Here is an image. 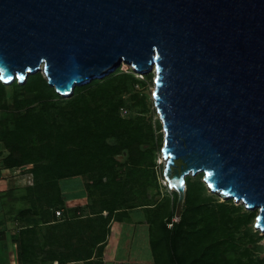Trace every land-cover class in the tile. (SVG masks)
Segmentation results:
<instances>
[{
    "label": "water",
    "instance_id": "obj_1",
    "mask_svg": "<svg viewBox=\"0 0 264 264\" xmlns=\"http://www.w3.org/2000/svg\"><path fill=\"white\" fill-rule=\"evenodd\" d=\"M122 63L155 71L175 218L200 172L264 231V0H0L2 83L41 71L68 97Z\"/></svg>",
    "mask_w": 264,
    "mask_h": 264
},
{
    "label": "trees",
    "instance_id": "obj_2",
    "mask_svg": "<svg viewBox=\"0 0 264 264\" xmlns=\"http://www.w3.org/2000/svg\"><path fill=\"white\" fill-rule=\"evenodd\" d=\"M138 82L118 67L64 97L36 72L21 84L9 83L8 101L0 81L1 165H30L17 196L26 206L14 217L24 223L14 238L18 263L103 264L111 222L128 219L139 207L149 224L154 264H264L261 237L246 229L254 213L240 212L231 199L206 196L201 174L185 177L177 219V191L154 199L163 186L152 149L143 148L154 140L145 103L132 95L139 113L121 112L125 94ZM72 177L83 181V206L67 207L60 181Z\"/></svg>",
    "mask_w": 264,
    "mask_h": 264
},
{
    "label": "rangeland",
    "instance_id": "obj_3",
    "mask_svg": "<svg viewBox=\"0 0 264 264\" xmlns=\"http://www.w3.org/2000/svg\"><path fill=\"white\" fill-rule=\"evenodd\" d=\"M119 68L120 71L132 73L139 80V82L136 83L131 88L130 92L128 94H125L126 108L121 111L122 115L134 116L137 113H139L140 106L136 104V100L134 98H131L132 95L137 94L140 98L143 99L145 103L146 112L144 113V116L146 120L150 122L153 126L154 140L148 145L143 146V148L148 147L152 149L155 155L156 164L158 165L157 169H158V173L160 174L159 176L160 183L163 186V188L160 190V194L156 195L154 199L155 200L161 199V197L165 194L169 195L171 198L174 189L172 187L170 189L167 180L163 176L165 159L162 155L161 148L163 146L164 133L162 131L161 122L158 117L156 107L154 105L155 104L154 98L152 95V91L155 88V82H154L155 73L152 71L143 74L136 73L131 69L130 65L124 63H122L119 66ZM39 73L44 77L43 72L39 71ZM5 87H6L5 97L8 101H10V97H11L10 85L6 84ZM2 113H3L2 109L0 108V120L2 119ZM125 157H126L125 153H122L121 155L117 156V158L121 161L124 160ZM28 167H30V165L24 168L16 169L18 171L14 170L13 172H10L11 177L14 176L13 178L14 180L12 181L16 188L27 185V178L25 177L24 174L26 172V169H28ZM197 174H201L199 176V180L203 182L204 194L206 196L212 197V199L216 200L217 202L226 200V198L224 199L220 195H217L206 188L205 182L202 180L203 177L202 173L197 172L192 177H196ZM78 180L79 179H77L76 177H72V178L63 179L60 182L63 187L69 185L71 188H76L78 184ZM21 192L22 191L19 192L17 190H14V192L12 193L19 195ZM231 201L232 204L236 205L237 207H240V212L254 213L251 221L246 226V229H250L251 233L255 234L256 237H261L258 244L264 247V231H262L259 227L255 225L256 222L255 218L259 213V208L253 207L251 209H248L246 208L245 203L242 200H237L235 202L234 198H231ZM11 204L12 207H9L10 209L8 208L10 210L9 211L10 213H8L10 219L16 217L17 211L20 208L26 206V203L24 201H18V202L12 201ZM75 206L76 204H72L71 206L67 205V207H75ZM182 206L183 203L181 205L180 212ZM138 211H139V207L134 208L133 210L130 211L133 218L136 216L135 212ZM55 215L57 217H60V215L56 214V212ZM11 224H13V227H16L23 225L24 223L18 220L16 224L15 221L13 220ZM108 237L110 240H108V244L103 255L105 264H151L153 262V255L151 253L150 242H149V230L146 224L135 225L129 220L122 222H114L112 225L111 233L109 234Z\"/></svg>",
    "mask_w": 264,
    "mask_h": 264
},
{
    "label": "crops",
    "instance_id": "obj_4",
    "mask_svg": "<svg viewBox=\"0 0 264 264\" xmlns=\"http://www.w3.org/2000/svg\"><path fill=\"white\" fill-rule=\"evenodd\" d=\"M1 157H2V152H1V147H0V264H19L17 261V253L15 252L14 238L18 234L21 226L13 227V224H11L12 221L14 220L15 223L17 224L18 220L16 218L10 219L8 215V213H10L9 207H12L11 202L12 201L18 202L19 200L17 198L18 196L17 194L12 193V195H9L7 192L10 190L13 192L14 190H17L20 192L24 186L17 187V188L15 187L12 181L14 180L13 179L14 176L11 177L10 172H13L17 168H13V169L3 168L1 165ZM60 185L63 188V194H64V197L66 198L67 205L71 206L72 204H76V205L83 206L87 203V197L84 192L83 181L78 180V184L76 188H71L69 185L66 187H63L61 182H60ZM140 209L142 208H139V211L135 212L136 216L134 218L132 217L131 212H129V218L124 221L129 220L135 225L146 224L149 230V224L145 222V212L143 211V209L142 210ZM114 222H122V221H112L111 222L108 236L111 233L112 225ZM108 236L106 238V243L102 251L103 264H105L103 255L106 250L108 240H110ZM47 262H50V261H47ZM52 264H58V263L56 260H53ZM65 264H83V262L73 261V262H67ZM151 264H154V261Z\"/></svg>",
    "mask_w": 264,
    "mask_h": 264
},
{
    "label": "bare ground",
    "instance_id": "obj_5",
    "mask_svg": "<svg viewBox=\"0 0 264 264\" xmlns=\"http://www.w3.org/2000/svg\"><path fill=\"white\" fill-rule=\"evenodd\" d=\"M154 73H155V71H153ZM158 114V113H157ZM158 117H159V115H158ZM159 119H160V117H159Z\"/></svg>",
    "mask_w": 264,
    "mask_h": 264
},
{
    "label": "built area",
    "instance_id": "obj_6",
    "mask_svg": "<svg viewBox=\"0 0 264 264\" xmlns=\"http://www.w3.org/2000/svg\"><path fill=\"white\" fill-rule=\"evenodd\" d=\"M56 214H59V212H58V211H56Z\"/></svg>",
    "mask_w": 264,
    "mask_h": 264
}]
</instances>
